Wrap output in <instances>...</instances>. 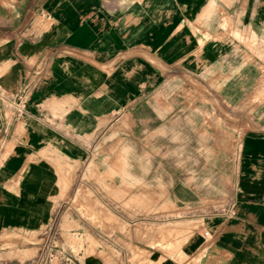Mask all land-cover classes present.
<instances>
[{"label":"crops","instance_id":"obj_1","mask_svg":"<svg viewBox=\"0 0 264 264\" xmlns=\"http://www.w3.org/2000/svg\"><path fill=\"white\" fill-rule=\"evenodd\" d=\"M147 94L171 111L200 96L202 111L250 101L264 115V0H0V231L45 226L91 147ZM239 155L238 179L264 180V137L245 136ZM110 171L136 178L124 160ZM239 209L202 264H264V206Z\"/></svg>","mask_w":264,"mask_h":264},{"label":"rangeland","instance_id":"obj_2","mask_svg":"<svg viewBox=\"0 0 264 264\" xmlns=\"http://www.w3.org/2000/svg\"><path fill=\"white\" fill-rule=\"evenodd\" d=\"M195 101L171 111L147 94L132 105L128 125L91 147L45 226L0 231V264H202L218 221L242 218L240 206H264V180L237 176L243 138L264 137L248 124L264 115L246 109L250 101L241 114L212 101L202 111ZM123 160L136 178L110 171Z\"/></svg>","mask_w":264,"mask_h":264}]
</instances>
